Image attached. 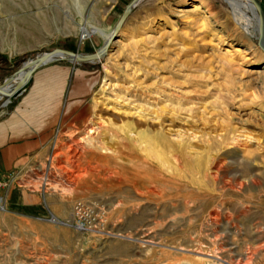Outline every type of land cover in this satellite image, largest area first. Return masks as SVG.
Returning <instances> with one entry per match:
<instances>
[{
    "label": "rangeland",
    "instance_id": "1",
    "mask_svg": "<svg viewBox=\"0 0 264 264\" xmlns=\"http://www.w3.org/2000/svg\"><path fill=\"white\" fill-rule=\"evenodd\" d=\"M132 1L0 0V85L55 49L97 53ZM247 4L139 2L87 63L78 116L0 179V264H264V54ZM63 62L81 65L38 71ZM38 75L0 119L31 109Z\"/></svg>",
    "mask_w": 264,
    "mask_h": 264
},
{
    "label": "crops",
    "instance_id": "2",
    "mask_svg": "<svg viewBox=\"0 0 264 264\" xmlns=\"http://www.w3.org/2000/svg\"><path fill=\"white\" fill-rule=\"evenodd\" d=\"M49 65L40 69L44 70ZM89 68L87 63L75 65L63 62L46 68L42 73L40 69V72L35 73L34 86L31 85L28 91L18 97L34 89L40 74L43 93H29L27 102H34L31 109L14 110L9 117L0 119V179L5 180L14 169L47 149L61 123L66 124L78 116L87 95L85 91L90 92L86 86L92 88L97 78L96 73ZM48 80L51 84H48Z\"/></svg>",
    "mask_w": 264,
    "mask_h": 264
},
{
    "label": "water",
    "instance_id": "3",
    "mask_svg": "<svg viewBox=\"0 0 264 264\" xmlns=\"http://www.w3.org/2000/svg\"><path fill=\"white\" fill-rule=\"evenodd\" d=\"M141 0H133L131 4L126 8L120 20L118 21L112 36L108 39L103 48L94 54L82 55L80 53H75L72 51L64 49H55L52 52L45 53L30 63L25 64L17 73L9 77L0 85V95L8 100H15L26 91L29 90L33 84L34 74L42 67L55 63L59 60L68 61L71 63L82 64V63H92L103 59L113 42L118 38L121 30L123 29L127 19L131 15L133 9L139 4ZM179 1V0H175ZM253 7L257 15L258 23V47L264 54V6L261 0H246ZM24 73V74H23ZM23 74L20 81L13 85L14 78ZM8 88V90H6Z\"/></svg>",
    "mask_w": 264,
    "mask_h": 264
},
{
    "label": "bare ground",
    "instance_id": "4",
    "mask_svg": "<svg viewBox=\"0 0 264 264\" xmlns=\"http://www.w3.org/2000/svg\"><path fill=\"white\" fill-rule=\"evenodd\" d=\"M239 1H240L241 3H242V2L249 3V2H247L246 0H239ZM247 5H248L249 10L253 11V7H252L250 4H247ZM83 33H84V35H85L86 37H90V36H92V35L95 34V31H89V30L85 29ZM29 63H30V62H29ZM27 64H28V63H27ZM23 74H24V73H23ZM23 74H21V75H19V76H17V77L14 78V81L12 82L13 85H15V83H17L18 81H20V80L22 79ZM6 90H8V88H6ZM3 98H4V97L0 95V100L3 99ZM93 133H95V129H94V128H90V129L88 130V132H87V134H89V135H92ZM76 146H77V145H76ZM78 147H79V144H78L77 148H78ZM212 217H213V219H216L218 216H216V213H214ZM212 221H213V220H212Z\"/></svg>",
    "mask_w": 264,
    "mask_h": 264
},
{
    "label": "built area",
    "instance_id": "5",
    "mask_svg": "<svg viewBox=\"0 0 264 264\" xmlns=\"http://www.w3.org/2000/svg\"><path fill=\"white\" fill-rule=\"evenodd\" d=\"M7 187V183H3L2 181H0V192H2L3 190H5V188ZM3 202L2 196L0 195V206Z\"/></svg>",
    "mask_w": 264,
    "mask_h": 264
},
{
    "label": "trees",
    "instance_id": "6",
    "mask_svg": "<svg viewBox=\"0 0 264 264\" xmlns=\"http://www.w3.org/2000/svg\"><path fill=\"white\" fill-rule=\"evenodd\" d=\"M74 52V51H73Z\"/></svg>",
    "mask_w": 264,
    "mask_h": 264
}]
</instances>
